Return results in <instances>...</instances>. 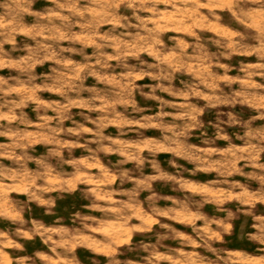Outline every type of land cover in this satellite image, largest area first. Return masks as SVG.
Instances as JSON below:
<instances>
[{"label":"clouds","instance_id":"clouds-1","mask_svg":"<svg viewBox=\"0 0 264 264\" xmlns=\"http://www.w3.org/2000/svg\"><path fill=\"white\" fill-rule=\"evenodd\" d=\"M37 3L40 8L33 9ZM25 16L39 26L35 31L25 28ZM69 16L85 22L74 26L87 24L93 29L90 55L74 46L78 37L56 27V22L64 26ZM101 25L110 27L101 34L96 31ZM225 28L237 39L218 40ZM167 31L183 35L164 36ZM18 32L33 39L71 43L64 48L57 43L55 49L40 41L34 48L26 42L23 46L28 55L20 63L27 69L26 79L16 82L27 93L54 90L63 99L50 105L53 116L42 114L38 109L45 106L37 105L34 111L40 125L33 138H28L32 134L0 131V136L10 140L0 144V158L10 161L5 165L0 159V257L4 264H156L159 256L154 253L164 241L201 249L199 264H221L220 253L229 244L241 246L233 251L254 257L249 264H264V215L258 223L249 224V218L255 221L257 216L246 207L256 201L264 204V162L260 161L264 124L253 127V121L264 120V0H75L71 5L62 0H0V43L14 42ZM213 46L216 51L210 52ZM65 54L79 55L82 64ZM235 54H255L258 59L241 69L245 72L242 79L229 77V65L221 63ZM45 60L54 61L55 66L41 74L37 85L31 68ZM213 68L223 72H213ZM254 76L261 77V82L254 81ZM88 77L92 83L85 85ZM145 78L148 82L137 83ZM233 83L241 84L240 90L229 87L225 92L224 86ZM30 98L25 96L19 103L6 100L0 106L21 107ZM73 107L86 109L75 114L82 122L72 119L69 110ZM246 108L256 110L255 115L246 114ZM206 114L213 118L206 119ZM66 120H71V127L64 126ZM28 122L22 113L20 123ZM109 126L115 127L114 135L105 134ZM149 130L155 135H147ZM233 140L243 145L232 146ZM38 141L46 146L43 151H26ZM217 141L230 146L220 150ZM75 148L87 155H74ZM160 153L168 154L167 158L158 159ZM111 154L119 159L106 161L113 170L108 180L101 167L95 184L90 185L89 169ZM130 161L134 166L124 168ZM146 169L152 170L148 176ZM213 169L217 175L204 182L207 188L192 187L184 178L185 173L192 176ZM52 176L64 179L51 184ZM112 179H119L121 187L132 183L130 190L121 193L130 201L147 191L143 200L147 213L137 217L138 225L128 223L137 214L129 212L127 202L97 195L100 184ZM156 181L167 186L168 193L154 189ZM252 181L260 183L258 191H248ZM208 188L216 189V194L209 195ZM159 201L170 203L161 207ZM232 201L234 206H224ZM176 207L196 213H189L186 221L190 239L181 238L168 222L179 219L173 211ZM114 215L123 219L127 232L107 229L104 221ZM161 217L165 219L160 221ZM48 222L57 227H45ZM153 224H158L156 244L141 241L135 246L137 255L144 251L148 256L121 259L133 250L132 245L120 247L129 242V233L152 231ZM37 237L46 251L34 246ZM29 242L33 244L30 251ZM77 248L87 255L81 256ZM172 251L180 253L182 264H191L189 254Z\"/></svg>","mask_w":264,"mask_h":264},{"label":"rangeland","instance_id":"rangeland-1","mask_svg":"<svg viewBox=\"0 0 264 264\" xmlns=\"http://www.w3.org/2000/svg\"><path fill=\"white\" fill-rule=\"evenodd\" d=\"M62 2H66L69 5L75 3V0H62ZM40 4H34L33 9L40 8ZM161 9H163V5H161ZM64 15H68L67 12L63 13ZM25 28L29 29L31 31H35L39 26L34 25L32 22L31 16H25ZM84 21H81L79 17L77 16H69L68 22L64 26H61L59 22H56V27L60 29L61 32H64L66 29L70 31L71 34H74L76 37L79 38L78 42L74 45L76 48L83 47V50L87 54H91L94 51L93 48V42L90 38V33L93 30L90 26L85 24V27L81 28L79 26H74L76 24H83ZM164 23L163 21L161 22ZM151 27V25H149ZM110 25H101L98 29H96L97 32L103 33L105 29L109 28ZM220 30V26H217V31ZM207 35L212 36L214 33L209 29L203 30ZM225 35L217 37L218 40L222 41H228V40H235L237 39L234 36H230L229 33L231 32L230 28L224 29ZM164 36L168 35H183L182 33H174L172 31H167L163 34ZM191 40L189 37L184 42L187 43ZM14 42L5 41L3 43H0V105H3L4 102L7 101H13L16 103H19V101L24 98L25 96L30 95L31 98L27 99L25 104L21 107H11V105L4 107L0 106V131L2 130H11L12 132L19 133V134H32L28 138H33L39 128L40 121L37 120L36 111L34 109L37 108V105H43L45 107L38 109L41 111L42 114L46 113L48 116H53L55 114L54 109L50 106L53 103L62 101V96L59 92L54 90H43L39 89L32 93H27L23 88L20 87V84H18L16 81H23L26 79V67L25 65L21 64L20 62L24 59L25 56L28 55V53L24 50V43L26 42L29 47L34 48L36 46L37 41H40L41 43H44L46 45H52L53 49H55L56 44H59V47L64 48L70 46V41L67 40H61L58 42H53L50 40L45 39V37H33L29 34H25V32H18L13 37ZM207 47V45H205ZM15 48V50H13ZM110 52L111 50L108 49ZM210 52H215L216 47L213 46L209 49ZM189 52H191V49H189ZM68 59H71L76 64H82V58L79 55H69L65 54ZM258 59L255 56V54L251 55H242V54H235L228 60H221V63L229 65V70L227 72V75L229 77H236L238 79H242L245 76V72L241 71L242 68H249V66L253 63H257ZM50 66H55L54 61L52 60H45L43 64H36L31 68V72L34 73L38 79L35 81L37 85L41 83V74H48ZM250 70V69H249ZM213 72H223V69H211ZM11 77H15L16 79H10ZM253 80L256 82H261V77L254 76ZM4 81H7V84L4 83ZM148 82L147 79L145 80H138L137 83H146ZM92 83V77H88L86 80H84V84H90ZM9 87L16 88L17 91L14 92H8L7 89ZM229 87L232 90H240L242 87L239 83H233L230 86H224V91L227 92L229 90ZM83 96H87V93H83ZM240 106H236V110H239ZM70 113L73 114L72 119L80 121V117L78 115H75L78 112L86 111V109H81L77 107H73L70 110ZM254 109L246 108L245 112L251 113L255 115ZM264 111V110H262ZM24 114V117L29 121L28 123H20L21 114ZM95 115V113H93ZM206 119H212L211 114H206ZM246 118V117H245ZM264 124V120H256L253 121V127L257 125ZM65 127H71V120L64 121ZM86 127H92L91 125H86ZM112 133L115 134V127L109 126L105 129V134ZM147 135H155V133L151 130H149ZM86 136H90L91 133H85ZM132 136V134H129ZM9 137L6 136H0V144H6L9 143ZM217 145L219 146L220 150H224L225 148L229 147L225 141H217ZM243 141L241 140H233L232 146H242ZM46 146L39 141L33 145L29 149H26V151H32L35 150L37 152L43 151ZM19 151V150H18ZM74 155L80 156L81 154L87 155V153H84L82 148H75L73 149ZM143 155L147 154V151L144 150L142 152ZM166 153H160L158 154V159L164 160L167 158ZM3 159V163L5 165H8L10 161L8 159ZM119 159L118 156L115 154H111L108 156H102L98 161L97 165L93 166L89 169V172L91 173L90 176L86 177V179L89 180L90 185H94L97 177L96 173L98 172L99 168H105L106 172L104 173V179L108 180V177L112 173V169L108 168L106 161L111 160L113 163L116 162V160ZM260 161L264 162V154H261ZM183 163V161H181ZM221 164L224 163V161H219ZM134 166L133 162H128L123 165L124 168L131 169ZM187 167H191V165H186ZM239 166V165H238ZM29 167H33V165H29ZM247 170V169H246ZM152 172L151 169L145 170V176L150 175ZM217 175V172L213 170H206L197 172L195 175L189 176L187 173H185L184 178L189 182V184L192 187H203L207 188V184L204 183L206 180L213 178ZM239 178V177H236ZM63 177L61 176H52L49 177V183L51 184H57L61 183L63 181ZM194 181H200L199 184L193 183ZM78 187H83V185H79ZM152 187L160 192L168 193V188L165 185H162L160 182L156 181L152 183ZM226 187V186H225ZM260 187V183L257 181H252L248 185V191L249 192H255L258 191ZM132 188V183L127 182L125 185L121 187L120 180L119 179H112L108 183H101L100 184V191L97 192V195L101 197L104 200H123L128 203L129 205V212H136V216L132 218L128 223L129 224H139L141 221L137 218L139 216H143L145 213H147V207L143 203L144 197L147 195V191H142L140 194L135 197L134 200L130 201L128 196L121 195L122 191L125 189L130 190ZM224 190V187L221 188V191ZM208 194L209 195H215L216 189L214 188H208ZM137 202H139V206H137ZM166 203L165 201H159V206L163 207ZM235 201L227 202L224 206H234ZM205 207H210L209 205H205ZM246 207H251L253 210V213L256 214L257 220H252L249 218V224L252 223H258L259 217L264 215V204H261L259 201H256L255 203L251 205H247ZM178 215V220H169L168 222L173 226V228L177 229L180 234L181 238H191V228L186 225V221L189 218V213L192 215H195L196 213L192 209H188L187 211H181L179 207H176L173 209ZM99 215V214H96ZM47 219V218H46ZM165 218L161 217L160 221H163ZM104 223L107 226V229L110 232L120 234L122 231L127 232L128 228L124 224L123 219L120 216L114 215L107 220L104 221ZM196 223L202 224L201 221L197 220ZM61 226H67V225H61ZM45 227H57V225L48 222L45 224ZM158 228V224L151 225L152 231L149 232H143V233H136L131 232L129 233L130 240L128 243H123L120 245L121 248L127 249L129 245L133 246L132 251H126L123 256H121V259H132V260H138L141 256H148L147 252L140 251L139 255H137V249L135 246L143 241L144 244H156V237L154 233L156 232ZM254 230V229H250ZM223 239V238H222ZM33 246L32 242H29V251L31 250V247ZM35 247L40 248L44 251H46V247L40 243L39 238H35ZM241 246L238 244H229L225 245L226 251H223L220 253L221 256V264H249V262L254 259L252 256L245 257L243 256L239 251H233L234 249H238ZM172 249H180L181 252L185 254L190 255L191 264H199V258L203 255L202 250L199 248H195L193 250L192 245H184L181 247L176 241H164V246H157L156 253L154 255L158 254L159 258L157 259L156 264H182V258L180 256L179 252H173ZM11 251V250H9ZM77 251L80 252L81 256L87 255L86 252H82L79 248H77ZM247 251H252L251 247L247 248ZM102 256V254H99ZM0 264H4L3 258L0 257Z\"/></svg>","mask_w":264,"mask_h":264}]
</instances>
